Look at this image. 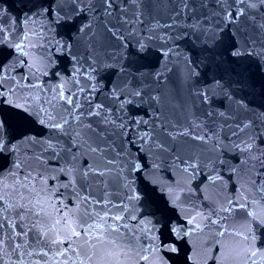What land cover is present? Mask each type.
<instances>
[{
  "label": "snow or ice",
  "instance_id": "1",
  "mask_svg": "<svg viewBox=\"0 0 264 264\" xmlns=\"http://www.w3.org/2000/svg\"><path fill=\"white\" fill-rule=\"evenodd\" d=\"M6 12L0 264L162 261L177 249L155 234L136 183L161 164L187 181L207 169L219 189L204 212L203 189L174 181L172 202L193 203L171 234L207 232L221 264L264 260V108L249 100L253 63L264 77V0H36L23 19Z\"/></svg>",
  "mask_w": 264,
  "mask_h": 264
},
{
  "label": "water",
  "instance_id": "2",
  "mask_svg": "<svg viewBox=\"0 0 264 264\" xmlns=\"http://www.w3.org/2000/svg\"><path fill=\"white\" fill-rule=\"evenodd\" d=\"M36 0H0V7L7 10L4 19L16 18L23 19L33 9V4ZM161 22L167 19L166 12H160ZM143 34V33H142ZM184 42L182 46H186ZM67 69L70 71L71 66ZM183 70L182 64H178L170 76L173 79L178 78V74ZM251 71L254 74L256 81L255 94L249 96V100H253L254 106L260 105L264 108V97L259 95L260 86L264 83L262 77L257 71L253 63ZM29 127L28 125L24 126ZM33 131H39L38 127ZM202 158H207V152ZM228 157H225L227 159ZM207 169L204 170L206 172ZM204 172L199 173L194 181H187L186 177L178 171L175 167H169L166 164H161V167L155 171L154 174L145 175L142 179H137V188L143 196V211L148 214V218L156 224L159 231L155 233L160 236L161 240L169 246H175L177 251L162 250L159 257L163 260L157 259L153 264H221V261L214 259L218 255L216 252L217 245L210 242V236L207 234L193 233L191 236L178 238L164 227L166 224L176 225L180 223L186 224L187 213L192 211V200H186L183 196L180 201L172 202V197L169 195V187L173 186V182L187 183L191 188L203 189L201 193L197 189L196 195L199 197L194 202L200 205L204 212H207L211 202L215 199L218 193V186L211 185L204 178ZM187 193H185V196ZM207 199H204V198ZM190 227V226H188ZM258 264H264V260H258Z\"/></svg>",
  "mask_w": 264,
  "mask_h": 264
}]
</instances>
